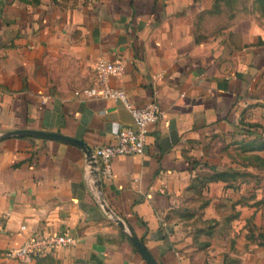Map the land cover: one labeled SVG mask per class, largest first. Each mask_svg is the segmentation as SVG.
I'll use <instances>...</instances> for the list:
<instances>
[{"label":"crops","instance_id":"0c3cea01","mask_svg":"<svg viewBox=\"0 0 264 264\" xmlns=\"http://www.w3.org/2000/svg\"><path fill=\"white\" fill-rule=\"evenodd\" d=\"M257 0H0V264H264V17ZM99 56L113 86L162 115L142 153L112 157L91 182L68 140L91 147L134 118L76 94ZM95 186V187H94ZM24 225V227H21ZM72 244L21 262L26 239Z\"/></svg>","mask_w":264,"mask_h":264},{"label":"built area","instance_id":"2783aa9c","mask_svg":"<svg viewBox=\"0 0 264 264\" xmlns=\"http://www.w3.org/2000/svg\"><path fill=\"white\" fill-rule=\"evenodd\" d=\"M123 69L124 63L121 60L99 56L94 66L93 83L75 91L76 94L84 96H100L117 100L128 109L134 118L133 125H123L117 129L114 141L92 147V156L99 177L112 175V157L114 155L142 153L145 149L148 123L162 115V110L156 99H151L144 105L138 106L131 101L125 88L110 84V77L121 73ZM87 164L90 168L91 165ZM91 182L93 185L92 175ZM74 241L75 237L68 230L47 233L30 237L18 246L6 248L4 256L21 262H29L36 255L46 253L56 246L72 244Z\"/></svg>","mask_w":264,"mask_h":264},{"label":"water","instance_id":"95a60500","mask_svg":"<svg viewBox=\"0 0 264 264\" xmlns=\"http://www.w3.org/2000/svg\"><path fill=\"white\" fill-rule=\"evenodd\" d=\"M15 133L56 137V138L68 140V141H71L73 143L78 144L83 149V151L85 152L87 163H89L91 165L90 174L94 178V185L96 186V189L97 190L101 189V180H100L98 172L95 168V161L93 160V156H92V147L89 144H87L84 140L77 138V137H74V136L66 135V134H63V133L57 132V131L32 129V128H16V129H12V130L4 132L3 135L15 134ZM129 235H130L131 239L133 240V242L136 244V246L140 249V251L147 258V260L151 264H158L156 259L149 253V251L140 242V240H138L132 232H129Z\"/></svg>","mask_w":264,"mask_h":264},{"label":"rangeland","instance_id":"374dc122","mask_svg":"<svg viewBox=\"0 0 264 264\" xmlns=\"http://www.w3.org/2000/svg\"><path fill=\"white\" fill-rule=\"evenodd\" d=\"M258 1V3H261V5L263 6V8H264V0H257ZM263 17H264V9H263Z\"/></svg>","mask_w":264,"mask_h":264}]
</instances>
